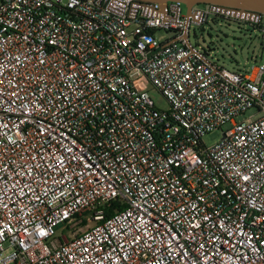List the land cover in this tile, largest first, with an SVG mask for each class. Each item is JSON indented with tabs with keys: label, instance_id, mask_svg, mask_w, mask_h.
<instances>
[{
	"label": "built area",
	"instance_id": "obj_1",
	"mask_svg": "<svg viewBox=\"0 0 264 264\" xmlns=\"http://www.w3.org/2000/svg\"><path fill=\"white\" fill-rule=\"evenodd\" d=\"M169 4L0 0V264H264V63L184 38L264 14Z\"/></svg>",
	"mask_w": 264,
	"mask_h": 264
},
{
	"label": "rangeland",
	"instance_id": "obj_2",
	"mask_svg": "<svg viewBox=\"0 0 264 264\" xmlns=\"http://www.w3.org/2000/svg\"><path fill=\"white\" fill-rule=\"evenodd\" d=\"M203 7V5H201ZM183 13L187 12L185 5ZM174 30H157V35H174ZM190 42L200 48L210 47V60L219 66L231 71L250 70L253 65L264 63V51L262 49L261 34L249 21L238 20L232 17L211 15L205 30L202 27L192 25L190 28ZM137 87L142 91H148L159 108H167L168 101L163 94L146 78L136 81ZM252 112L238 119L243 120ZM222 137V130H214L207 134L204 142L213 145ZM91 225H95L92 223ZM70 228H61L57 236L70 235Z\"/></svg>",
	"mask_w": 264,
	"mask_h": 264
},
{
	"label": "water",
	"instance_id": "obj_3",
	"mask_svg": "<svg viewBox=\"0 0 264 264\" xmlns=\"http://www.w3.org/2000/svg\"><path fill=\"white\" fill-rule=\"evenodd\" d=\"M145 2H155L159 4L160 9L162 11H166L172 4L169 3H182L187 8V13L189 14L191 8L197 4H212L214 6H220L225 9H233L236 13L239 12H248L253 11L257 12L258 14H264V0H140ZM178 9V8H177ZM188 27L186 26V33H185V40L187 41L188 45H191L190 42V32L188 33ZM204 31L205 28H202ZM203 55L206 57V61L211 65L214 66V62L210 60V53L212 48L210 47H203L201 48ZM63 224H59L57 228L62 227Z\"/></svg>",
	"mask_w": 264,
	"mask_h": 264
},
{
	"label": "trees",
	"instance_id": "obj_4",
	"mask_svg": "<svg viewBox=\"0 0 264 264\" xmlns=\"http://www.w3.org/2000/svg\"><path fill=\"white\" fill-rule=\"evenodd\" d=\"M117 207L118 209L120 208L119 201H114L112 208H110L107 212V216H111L115 212L114 209H116Z\"/></svg>",
	"mask_w": 264,
	"mask_h": 264
},
{
	"label": "flooded vegetation",
	"instance_id": "obj_5",
	"mask_svg": "<svg viewBox=\"0 0 264 264\" xmlns=\"http://www.w3.org/2000/svg\"><path fill=\"white\" fill-rule=\"evenodd\" d=\"M177 8L179 9V7L177 6Z\"/></svg>",
	"mask_w": 264,
	"mask_h": 264
}]
</instances>
